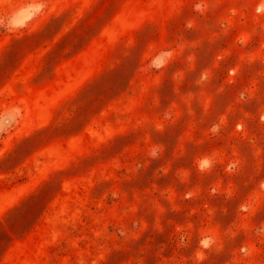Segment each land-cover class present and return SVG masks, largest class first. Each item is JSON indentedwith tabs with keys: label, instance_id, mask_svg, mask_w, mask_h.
<instances>
[{
	"label": "rangeland",
	"instance_id": "rangeland-1",
	"mask_svg": "<svg viewBox=\"0 0 264 264\" xmlns=\"http://www.w3.org/2000/svg\"><path fill=\"white\" fill-rule=\"evenodd\" d=\"M0 264H264V0H0Z\"/></svg>",
	"mask_w": 264,
	"mask_h": 264
},
{
	"label": "crops",
	"instance_id": "crops-1",
	"mask_svg": "<svg viewBox=\"0 0 264 264\" xmlns=\"http://www.w3.org/2000/svg\"><path fill=\"white\" fill-rule=\"evenodd\" d=\"M7 233H8V235L10 236V237H15V235L14 234H12V232L11 231H7ZM39 236L38 234H36L35 233V231H31L30 232V234H25V236L26 237H34V236ZM13 239L10 241V246H17L18 244H22V242H23V244H25L26 243V241H22V242H19V241H14V244H13ZM13 244V245H12ZM40 244V242L38 241V240H32V241H30V244L29 245H31V246H37V245H39Z\"/></svg>",
	"mask_w": 264,
	"mask_h": 264
}]
</instances>
